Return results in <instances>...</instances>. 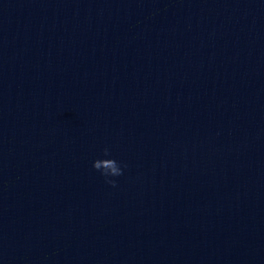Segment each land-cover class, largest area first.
<instances>
[{"label":"water","instance_id":"obj_1","mask_svg":"<svg viewBox=\"0 0 264 264\" xmlns=\"http://www.w3.org/2000/svg\"><path fill=\"white\" fill-rule=\"evenodd\" d=\"M0 264H264V0H0Z\"/></svg>","mask_w":264,"mask_h":264},{"label":"clouds","instance_id":"obj_2","mask_svg":"<svg viewBox=\"0 0 264 264\" xmlns=\"http://www.w3.org/2000/svg\"><path fill=\"white\" fill-rule=\"evenodd\" d=\"M126 165H122L120 162L111 158L108 148L103 149V155L100 158L92 161V168L99 172L101 176L105 177V182L112 187L116 186V181L108 179V177H117L123 174V168Z\"/></svg>","mask_w":264,"mask_h":264}]
</instances>
